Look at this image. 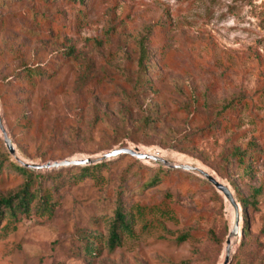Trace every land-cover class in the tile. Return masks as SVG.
<instances>
[{
  "label": "rangeland",
  "instance_id": "rangeland-1",
  "mask_svg": "<svg viewBox=\"0 0 264 264\" xmlns=\"http://www.w3.org/2000/svg\"><path fill=\"white\" fill-rule=\"evenodd\" d=\"M0 17V113L21 160L139 149L200 167L234 196L260 191L247 236L228 250L236 211L195 173L130 155L83 180V166L35 170L36 188L56 191L54 216H21L4 231L6 216L0 264H264V0H8ZM30 68L44 77L27 79ZM13 162L0 130V198L26 181ZM166 193L171 217L137 222L109 251L118 203L128 210Z\"/></svg>",
  "mask_w": 264,
  "mask_h": 264
},
{
  "label": "trees",
  "instance_id": "trees-1",
  "mask_svg": "<svg viewBox=\"0 0 264 264\" xmlns=\"http://www.w3.org/2000/svg\"><path fill=\"white\" fill-rule=\"evenodd\" d=\"M8 0H0V6L2 3ZM3 20L0 17V26ZM1 28V27H0ZM143 60V57H142ZM26 78L34 81L35 77L42 78L44 77L43 72L40 71L39 68H30L27 71ZM9 157V156H8ZM238 157L244 163H248L246 159V153L243 151L238 152ZM11 159V157H9ZM105 163L96 164L92 166H83L80 167V174H78V179L83 180L87 177L93 175L95 170H99L103 168ZM12 166L17 169L19 172L26 176L25 183L19 188V190L9 196H4L0 198V223L4 220L6 216L9 217L10 221L4 227V231H6L10 225V222L17 223L20 220L21 216H30L31 214H39V215H50L54 216L55 208L57 201H55L54 193L55 190L51 188H36V183L42 182L44 176L39 175L35 172L34 169L24 167L19 165L18 163H12ZM75 168L69 167L68 169ZM159 171L161 173H170V172H178L179 170L173 169H165L164 167H160ZM61 178L60 174L56 175L54 179V183H59V179ZM161 177L157 175L153 177L150 181L153 185L159 183ZM206 184H209L206 180H203ZM260 194L259 190H255L254 196L251 199L240 197L239 195L235 196L238 204L244 210L243 218V227L242 231V241L247 236L248 231V220H247V209L252 202L256 201L257 196ZM169 193H166L164 199L160 202L150 203V204H136L132 206L130 209L126 210L123 206V203L120 201L114 211V216L111 221L109 227V234L106 240V246L109 251H115L117 248L121 247L126 236L134 235L135 226L137 222H143L144 226H149L154 222H159V217H171L173 213L172 205L170 203ZM2 233L0 228V234ZM96 237L93 234H90L87 237V241L85 244V251L91 256H98L99 246L96 242ZM186 240V236L182 235L179 237V242L182 243ZM184 264V263H182Z\"/></svg>",
  "mask_w": 264,
  "mask_h": 264
},
{
  "label": "water",
  "instance_id": "water-1",
  "mask_svg": "<svg viewBox=\"0 0 264 264\" xmlns=\"http://www.w3.org/2000/svg\"><path fill=\"white\" fill-rule=\"evenodd\" d=\"M0 130L2 131L4 135V140L6 143V146L12 156H14L17 161L24 167L31 168L34 170H51L54 168H62V167H74V166H90V165H96L99 163H102L104 161L117 158L121 155H130L132 157H136L137 159L140 160H151L157 164L165 165L168 167L172 168H178L182 169L184 171L192 172L195 173L203 178H205L208 182H210L216 190L221 193L227 201L234 207L236 211V217L234 224L231 227L230 230V235L228 239V250L232 247V239H237L242 235L241 227H240V212H239V204L234 196V193L232 192L231 188L224 184L223 182L219 181L212 173H209L205 170H203L200 167L197 166H192L188 164H172L168 160L160 159L158 156L152 155V154H146L140 152L139 149H130V148H121V149H115L112 150L103 156H101L98 159H81V160H64L62 162H54V163H47V164H34V163H28L23 160H21L17 155H16V149L14 147V144L11 140V138L8 136V133L4 127L3 124V119L0 113ZM228 264V262H226Z\"/></svg>",
  "mask_w": 264,
  "mask_h": 264
},
{
  "label": "bare ground",
  "instance_id": "bare-ground-1",
  "mask_svg": "<svg viewBox=\"0 0 264 264\" xmlns=\"http://www.w3.org/2000/svg\"><path fill=\"white\" fill-rule=\"evenodd\" d=\"M18 156V155H17ZM156 156V155H155ZM19 157V156H18ZM159 157V156H158ZM160 159H163V158H161V157H159ZM164 160H166V159H164ZM238 239V238H237ZM237 239H232V245H234V243H235V241L237 240Z\"/></svg>",
  "mask_w": 264,
  "mask_h": 264
}]
</instances>
